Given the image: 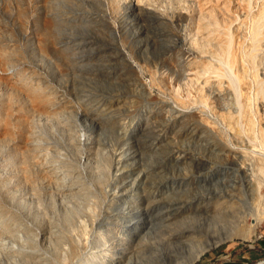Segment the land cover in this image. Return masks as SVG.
Segmentation results:
<instances>
[{
  "label": "rangeland",
  "instance_id": "1",
  "mask_svg": "<svg viewBox=\"0 0 264 264\" xmlns=\"http://www.w3.org/2000/svg\"><path fill=\"white\" fill-rule=\"evenodd\" d=\"M228 145L264 158V0H0V264H96L196 221L246 192ZM261 217L210 226L191 264H264Z\"/></svg>",
  "mask_w": 264,
  "mask_h": 264
},
{
  "label": "bare ground",
  "instance_id": "2",
  "mask_svg": "<svg viewBox=\"0 0 264 264\" xmlns=\"http://www.w3.org/2000/svg\"><path fill=\"white\" fill-rule=\"evenodd\" d=\"M244 86L246 89L244 99L247 104L249 99L248 85L245 84ZM174 108L179 115L186 111L183 102H178ZM245 112L249 116L248 107L245 108ZM196 120L204 123L209 121L215 123L199 114L196 115ZM234 148L231 145L227 146L229 152L238 153L233 158L240 160V167L244 170L246 192L241 187L238 191L232 190L230 187L227 188V192L220 190L217 198L206 199L205 202L209 199V203H207L212 207H201L199 219L171 228L172 221L170 220L178 208L174 209L173 212H170L172 214L168 213L165 218L166 221L169 219L164 226L165 231H156L158 236L155 234V240L122 236L123 238L115 240L116 242L110 245L108 250L102 251V258L96 264H191L207 246L217 242L214 239L210 241L214 234L208 230L210 226L225 228L229 226L227 223H231V221L235 224V228L246 226L249 213L252 214L253 218L261 219L262 208L264 207V158L262 153L255 149L236 147L237 150ZM140 205V219L146 225L151 221L150 215L155 208V203L145 199ZM2 238H0V253L7 251L9 254H15L17 248L15 249L14 245V247L8 246ZM24 243L21 241L18 244L24 245ZM77 251L78 249L71 248V254H76ZM261 262L264 263V260Z\"/></svg>",
  "mask_w": 264,
  "mask_h": 264
}]
</instances>
